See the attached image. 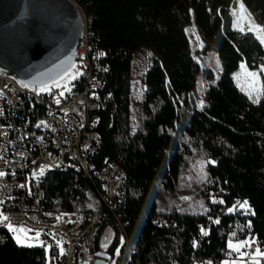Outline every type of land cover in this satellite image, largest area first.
Here are the masks:
<instances>
[{"label": "trees", "instance_id": "obj_1", "mask_svg": "<svg viewBox=\"0 0 264 264\" xmlns=\"http://www.w3.org/2000/svg\"><path fill=\"white\" fill-rule=\"evenodd\" d=\"M76 1L102 51V80L110 95L97 114L100 144L90 163L96 170L111 161L120 165L123 200L111 211L94 188L96 179L79 171L50 170L41 182L42 217L95 210L94 252L99 253L110 228L114 236L105 256L113 257L124 232L135 246L126 264L202 259L222 264L230 244L249 240L254 250H264V74L258 102L233 79L241 63L251 70L264 67V46L253 33L233 28L230 10L236 0ZM240 1L264 29V0ZM190 24L205 50L217 54L216 80V73L202 68L193 55L186 33ZM140 50L150 51L152 59L142 99L132 103L130 72ZM200 76L210 82L202 109L193 100ZM199 157L214 162L207 165L203 193L215 200H208L203 213L159 211L160 190H173L184 167ZM44 261L42 249L18 245L0 227V264Z\"/></svg>", "mask_w": 264, "mask_h": 264}, {"label": "built area", "instance_id": "obj_2", "mask_svg": "<svg viewBox=\"0 0 264 264\" xmlns=\"http://www.w3.org/2000/svg\"><path fill=\"white\" fill-rule=\"evenodd\" d=\"M70 1L84 13L82 6ZM84 16L83 34L76 50V72L70 80L57 88L38 93L0 75V172L4 174L0 176V213L8 217V220L0 222V227H8L11 223L17 229L26 228L59 239L63 244L61 264L93 261L89 257L85 260L84 255L93 248L94 225L99 219L96 211H58L49 219L42 217V179L51 168L68 166V157L80 160V154L85 150L81 126L90 123L89 130H92L93 85L102 82L104 65L101 63V50L94 45L88 17L85 13ZM77 86L82 90L79 91ZM21 97L24 99L22 105L19 102ZM24 133H33L34 141H25ZM36 147H44L43 174L33 171V179H26L25 160L34 155ZM97 181L101 190L98 194L108 199V209L114 211L116 204L123 200L121 187L124 180L108 167V170L101 171ZM83 221H90V228H83ZM118 248L119 252L109 257L106 264H124L135 251L124 232L119 233ZM253 251L254 245H251L248 252ZM235 257L236 253L228 251L222 261ZM120 258L122 261L117 263ZM200 264L220 263L205 259Z\"/></svg>", "mask_w": 264, "mask_h": 264}, {"label": "water", "instance_id": "obj_3", "mask_svg": "<svg viewBox=\"0 0 264 264\" xmlns=\"http://www.w3.org/2000/svg\"><path fill=\"white\" fill-rule=\"evenodd\" d=\"M83 29L70 0H0V75L38 93L57 88L76 72Z\"/></svg>", "mask_w": 264, "mask_h": 264}, {"label": "rangeland", "instance_id": "obj_4", "mask_svg": "<svg viewBox=\"0 0 264 264\" xmlns=\"http://www.w3.org/2000/svg\"><path fill=\"white\" fill-rule=\"evenodd\" d=\"M74 1L77 2L76 0ZM230 11L233 16V28L239 31H249L253 33L254 36L262 44V46H264V43L261 42L262 40H264V31H257V29L263 28L258 22L255 21V19L246 9L243 3L240 0H236L234 7H232ZM250 25L252 27L251 31L249 30ZM186 33L191 43L195 59L202 68L209 69L216 73V80L220 71V63L217 54L212 50H205V43L201 39L194 24H190L187 27ZM151 59L152 55L148 50H140L134 54L132 70L130 72L132 103H135L142 99L143 93L145 91L144 75L151 63ZM252 73H254L255 75H251ZM262 74H264V67H261L257 70H251L244 63H241L238 70L233 73V79L236 86L242 92H244L253 101L258 102L261 98L262 93ZM209 84L210 82L208 80H205L202 76L199 77L197 91L196 94L193 95L194 103L198 109H202L205 104L204 92ZM101 112L102 111H100L99 113ZM132 116L134 124L138 125L139 121L136 113L133 112ZM208 163L213 164L214 162L209 161L208 159L203 157H199L188 162V164L182 170L175 188L173 190H165L164 188L160 190L157 197L158 210L169 211L174 209L179 212L188 214L205 212V210L207 209L208 200H215L213 196H207L203 193V187L207 177ZM0 217L4 216L0 213ZM2 221L4 220L0 219V222ZM23 229H25L24 232H14L9 230L8 228L11 236L16 243L17 240L15 237L19 236L22 240V243H17L18 245L37 247L42 249L45 258L44 264H51L53 258L55 259L54 264H59V261L61 260V257L63 255V244L59 239H56L50 235H46L42 232H32L26 228ZM37 233H39L38 239H32L36 237ZM112 236H114L113 231L110 228H106L100 242L99 253L94 255H84V259L87 260V257H89L93 258L94 261L97 258H102L106 264L109 258L106 259L104 258V256L111 248L110 244ZM117 251L119 252V248ZM236 258L237 255L234 259H228L226 261L232 262Z\"/></svg>", "mask_w": 264, "mask_h": 264}, {"label": "bare ground", "instance_id": "obj_5", "mask_svg": "<svg viewBox=\"0 0 264 264\" xmlns=\"http://www.w3.org/2000/svg\"><path fill=\"white\" fill-rule=\"evenodd\" d=\"M80 16L82 20L84 19V13L81 12L78 9ZM80 43V42H79ZM77 50V49H76ZM101 57H102V51H101ZM106 68L103 66V73L105 72ZM77 89L79 91L82 90L80 86H77ZM77 90V91H78ZM109 93L105 91V85L102 82H99L98 85H93V114H92V130H89V124L86 123L85 125L81 126V133L83 134L81 139L85 145V150L81 152L80 154V160L78 157H68V166H56L55 168H51L50 170H56V171H79V173H84L90 179H96L100 175L101 171L108 170V167L114 170V172L121 176V178L124 180L125 175L122 172L123 169L120 168V165L117 162L111 161L109 163H105L100 167L99 170H96L94 166L90 163V157L92 156V152L95 149H98V146L100 144L99 135L95 131V124L99 121V117L97 113L104 110L107 105V101L109 100ZM20 104L22 105L24 103L23 97L19 99ZM24 140L25 141H34V134L33 133H24ZM23 150H26V147H21ZM107 161V160H106ZM43 163H44V147H36L34 150V155L31 157H26L25 160V169H24V176L26 179H33V171H35L36 174H43ZM80 167L81 169H78ZM94 188L96 191L101 192L99 189V183L98 185H94ZM44 193V192H43ZM99 195V194H98ZM122 196V195H121ZM103 203L108 208V199H104V195H102ZM120 219V217L118 218ZM99 220V219H98ZM96 221L94 225V233H95V226L98 222ZM120 224V223H119ZM122 226V224H120ZM7 228V227H5ZM83 228H90V221H83ZM123 233V232H122ZM95 247V239L93 243V248L90 251V255L96 254L94 252ZM83 253H80L79 255H82ZM87 255V254H85ZM104 258L108 259L109 256H104ZM63 257H61V260L59 261L60 264L62 262ZM205 260V259H202ZM211 260V259H210ZM55 261V259H54ZM122 261V258L118 260L117 263H120ZM201 260H195L191 264H200ZM213 261V260H212ZM124 264H126V259L124 261Z\"/></svg>", "mask_w": 264, "mask_h": 264}, {"label": "crops", "instance_id": "obj_6", "mask_svg": "<svg viewBox=\"0 0 264 264\" xmlns=\"http://www.w3.org/2000/svg\"><path fill=\"white\" fill-rule=\"evenodd\" d=\"M245 242H246V244H245ZM241 244H245V246L239 247L238 249H236L235 247H231L232 250H230V251H233L236 253L237 258L232 262H227L226 260H223L222 264H246L247 262H249L251 264H256V262H258V264H263L264 254L257 255V253H256L257 248H255V250L252 253L248 254V248L254 244L253 240L240 241L238 243H236V242L232 243L233 246H237V245H241ZM261 253H264V250H261ZM51 264H53V263H51Z\"/></svg>", "mask_w": 264, "mask_h": 264}, {"label": "snow or ice", "instance_id": "obj_7", "mask_svg": "<svg viewBox=\"0 0 264 264\" xmlns=\"http://www.w3.org/2000/svg\"><path fill=\"white\" fill-rule=\"evenodd\" d=\"M249 30L250 31L252 30L251 25L249 26ZM257 31H264V29H257ZM261 42L264 43V40H262ZM251 75L254 76L255 74L252 73ZM25 86H27V85H25ZM61 95H63V93H61ZM2 175H4V174L3 173H0V176H2ZM244 203L246 204L247 202H244ZM241 206L243 207L244 205H241ZM0 219L6 221V220H8V217H6V216L5 217H0ZM7 226L9 228V230L14 231V232H16V231L24 232L25 231V229H23V228L16 229L11 223H9ZM38 237H39V233H37L36 237L35 238H32V239H38ZM15 238H16L18 244L22 243V240L20 239L19 236L15 237ZM245 244H246V242H245ZM245 244H241V245H237V246H233V245L230 244V247H235L236 249H238L239 247L245 246ZM29 246H31V245H29ZM256 253H257V255L264 254V253H261V250L260 249H256ZM256 264H258V262H256Z\"/></svg>", "mask_w": 264, "mask_h": 264}]
</instances>
